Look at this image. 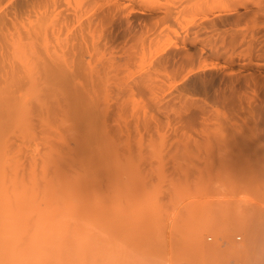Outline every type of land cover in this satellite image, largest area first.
Here are the masks:
<instances>
[{"label": "bare ground", "instance_id": "1", "mask_svg": "<svg viewBox=\"0 0 264 264\" xmlns=\"http://www.w3.org/2000/svg\"><path fill=\"white\" fill-rule=\"evenodd\" d=\"M135 148L173 161L126 185ZM192 187L172 247L241 226L223 256L264 264V0H0V264H108L111 223L143 242Z\"/></svg>", "mask_w": 264, "mask_h": 264}, {"label": "rangeland", "instance_id": "2", "mask_svg": "<svg viewBox=\"0 0 264 264\" xmlns=\"http://www.w3.org/2000/svg\"><path fill=\"white\" fill-rule=\"evenodd\" d=\"M148 148H150V147H148ZM148 148H146V149H137L136 150V148H135V152L137 151V153L139 154H135V155H138V159H137V156H135L134 155V153H132V152H130L129 150H127L126 151V153H124V159H123V161H124V164H123V166H124V169H125V177H127V178H125V180H126V182H125V184L126 185H129V186H131L132 185V183H133V180H134V178H135V175H136V168L137 167H141V168H145V167H147V165H149L150 166V168H151V166L152 165H154L155 164V161L157 160V161H159L160 159H166V160H171V161H173V157L172 156H170L168 159H167V157H168V155H169V153L168 152H166V150L167 149H165V150H161V149H159V148H156V149H153L154 150V153L156 154H154L155 155V157H154V155L152 154V155H149V151L148 152H146L147 150H148ZM145 150V151H144ZM153 150L151 151L152 153H153ZM130 152V153H129ZM168 153V155H166ZM151 154V153H150ZM165 155V156H164ZM147 156H151V158L149 159V157L148 158H146ZM135 157H136V159H137V161L135 160ZM165 157V158H164ZM125 159H126V161H125ZM146 159H147V161H148V159H149V161L148 162H151V163H147V161H146ZM154 161V164H152V162ZM156 161V162H157ZM125 162H126V164H125ZM126 165V166H125ZM148 166V167H149ZM146 168L147 170H149V168ZM170 180V182H171V179H169L168 178V180H167V182ZM194 190H196V192H194ZM202 194V195H201ZM250 194V193H249ZM199 195H201V197H202V199H204V198H206L209 194H206V193H204V192H200L199 190H197V189H195L194 187H192V189H184L183 191H181L179 194H178V196H176V197H178L177 199H176V197L175 198H170L169 200L171 201L170 203L169 202H166L165 200H168L167 198L165 199H163L165 202V204L164 203H162L163 201L161 200V199H159L158 201H156V202H154L153 204H148V205H146V207H145V210L148 212V214L149 215H153V218L151 219V220H149L148 221V225H147V230H149L150 232H151V235H150V238L148 239H146V240H144L143 242H140V243H138V244H135V243H133V229H134V226L133 225H128V227L125 229V232H124V234H123V236L121 237V238H118L117 236H116V234H115V231H114V229H113V227H112V223H111V229H110V235H109V259H108V264H137V262L138 261H136V260H138V258H140V257H138V256H143L142 258H140V260H141V262H138V264L139 263H141V264H161L162 263V260H163V263L162 264H178L177 263V261L176 260H178V262L180 263V262H182V260H183V262L184 261H189V262H191L192 263V261H194V260H197V262H195L194 261V263H192V264H199V263H201V264H208V261H206V260H211V261H213V262H215V263H220V264H228L229 263V261L230 260H226V259H229V258H225V257H227V255H225V256H223L224 255V251L223 250H226V248L228 247V248H232V249H239L238 248V246L240 247V249H241V246L243 245V243L244 242H246V232H245V229L243 228V227H241V226H232L231 225V227H227V229H225L224 231H222V230H217V229H219V228H216V227H211V228H205V227H203L201 224L203 223L201 220L199 221V219H196V221L194 220L196 217H194V215L192 216V215H190V217L188 216V218H186L185 220L186 221H188V223H194V221H195V223L197 224V222L198 223H201V224H198V225H196V224H194V225H196V226H198L199 227V230L198 231H196L197 230V227H195V226H193V224H192V226H193V229H195V232H197V233H195L197 236H195V238H197L196 239V241H195V238H194V240H193V242L195 241L196 242V245L198 244V245H200V246H198L197 248L198 249H200V250H198L197 251V254H195V253H191V252H188V254H191V255H188L189 257H191V258H193V259H189L188 258V256H186L185 254H182L181 253V249L180 248H175V245H174V248L172 247V245L174 244V242H173V244L171 245L170 244V242L172 243V241H171V239H169V238H173L174 236L172 235V233L174 234V229H177V225H179L178 224V222H179V219H178V215H180V214H183V213H181L182 211L180 210V209H183V212H185L186 214H189V213H192V211L196 208H199L202 204H203V207H207V206H205L204 205V201L202 200H200V201H197V200H199V198H201ZM250 195H253L254 196V194H250ZM182 196V197H181ZM187 196V198H185ZM190 196V197H189ZM199 196V197H198ZM180 197H181V201H178V199L180 200ZM183 197L186 199V201H185V199L183 200ZM191 198L193 199H197L196 201H191ZM189 199V200H188ZM161 200V201H160ZM176 200V201H175ZM183 202V203H182ZM201 202V203H200ZM167 203V204H166ZM206 204V203H205ZM169 205V206H168ZM208 205V204H207ZM263 205V204H262ZM180 206H182V207H180ZM127 208H128V210L129 211H126V218H127V221L129 220V218H130V211H132V208H131V206L130 205H128L127 206ZM130 208V209H129ZM174 208V209H173ZM185 208V209H184ZM184 210H186V211H184ZM174 215H173V214ZM179 213V214H178ZM167 214V215H166ZM176 214V215H175ZM174 216V218H173V216ZM164 216V217H163ZM162 217V218H161ZM166 217V219H163V218H165ZM161 218V219H160ZM167 218H168V220L169 219H172L170 222L167 220ZM163 219V220H162ZM191 220V219H193V221L191 222H189V220ZM165 220V221H164ZM185 221V222H186ZM184 222V223H185ZM165 223H167V224H165ZM170 223V224H169ZM165 224V225H164ZM186 224H187V222H186ZM161 225H164L165 227L166 226H170V227H166V229L167 230H165V231H167L168 233L170 232L171 233V230H172V227H174V229L172 230L173 232L171 233V235H170V233H169V235H168V233L166 232V234H165V232H164V230H163V227L164 226H161ZM201 225V226H200ZM172 226V227H171ZM154 227V228H153ZM239 227V229H237ZM214 228V229H213ZM229 228V229H228ZM156 231H155V230ZM165 229V228H164ZM169 229V230H168ZM201 229V230H200ZM244 230V231H243ZM200 231V232H199ZM204 231V232H203ZM222 231V232H221ZM236 231V232H235ZM155 232V235L154 234H152V233H154ZM208 232V233H207ZM214 232H216V233H214ZM233 232V233H232ZM199 233V234H198ZM221 233V234H220ZM212 234V235H211ZM234 236H232V235ZM239 234H241L242 235V237H241V239H237L236 237H237V235H239ZM155 236V237H153L152 238V236ZM221 235H222V240L223 241H220L219 239V237H221ZM167 236V237H166ZM209 236H212V239L210 240L209 239ZM115 237V238H114ZM169 237V238H168ZM167 238V239H166ZM175 238V237H174ZM173 238V239H174ZM234 238V239H233ZM118 239H120L119 240V242H117V240ZM156 239V240H155ZM164 239V240H163ZM169 239V240H168ZM225 239H227V241L225 240ZM232 239V240H231ZM236 239L238 240V241H236ZM241 242H240V241ZM124 241V243H122ZM128 241V242H127ZM146 241V242H145ZM150 241V242H149ZM155 241V242H154ZM170 241V242H169ZM174 241V240H173ZM211 241H212V243H211ZM225 241H226V243H225ZM158 242V243H157ZM169 242V243H168ZM195 242H194V244H195ZM156 243V244H155ZM160 243H163V251H161V252H159L157 249H155L154 248V246L155 245H159ZM169 246H168V245ZM128 245V246H127ZM154 245V246H153ZM208 245V246H207ZM214 247H213V246ZM234 245V246H233ZM121 246V247H120ZM142 246V247H141ZM134 249H133V248ZM171 247V248H170ZM206 247V248H205ZM210 247V248H209ZM237 247V248H236ZM220 248V249H222V251H220V253H218L219 252V250L218 249ZM133 251H132V250ZM171 249V250H170ZM174 249V250H173ZM178 249L180 250V252L178 251ZM119 250V251H118ZM176 250V251H175ZM211 250V251H210ZM215 250H217V251H215ZM135 251V252H134ZM138 251H140L141 252V254L139 255V254H137L138 253ZM209 251V252H208ZM119 252V253H118ZM131 252V253H130ZM212 252V253H211ZM129 253V254H128ZM212 254V255H211ZM213 254H214V256H215V259H214V257H213ZM219 254H221V255H219ZM131 255V256H130ZM135 255V256H134ZM138 255V256H137ZM169 255H172V257H173V259L171 258V256H169ZM178 255H182V257H180V256H178ZM192 255H193V257H192ZM197 256V257H195V256ZM125 256V257H124ZM176 256H178V257H180V258H176ZM188 258V260H187V258ZM206 256L209 258V259H207L206 258ZM224 257V263L222 262V260H223V258H221V257ZM151 257H153V258H155L154 260H153V258L152 259H150ZM135 258V259H134ZM137 258V259H136ZM143 258H145V259H143ZM195 258H197V259H195ZM212 258V259H211ZM231 258V262L232 263H229V264H233V263H235V261H234V259H232V257H230ZM143 259V260H142ZM161 260V261H159V260ZM169 259H171V260H169ZM176 259V260H175ZM180 259V260H179ZM219 259V260H218ZM221 259V260H220ZM139 260V261H140ZM168 261V262H166V261ZM198 260H199V262H198ZM225 260L226 261H228V262H225ZM129 263H128V262ZM149 261H150V263H149ZM158 261V262H157ZM176 261V262H175ZM201 261V262H200ZM125 262H127V263H125ZM203 262V263H202ZM190 263V264H191ZM209 264H213L212 262L210 263L209 262Z\"/></svg>", "mask_w": 264, "mask_h": 264}, {"label": "built area", "instance_id": "3", "mask_svg": "<svg viewBox=\"0 0 264 264\" xmlns=\"http://www.w3.org/2000/svg\"><path fill=\"white\" fill-rule=\"evenodd\" d=\"M238 238H241V235H238ZM209 239H212V236H209ZM220 241H223V240L220 238Z\"/></svg>", "mask_w": 264, "mask_h": 264}]
</instances>
